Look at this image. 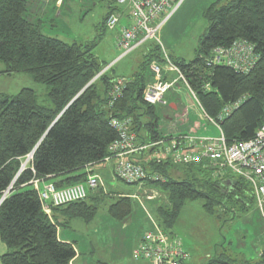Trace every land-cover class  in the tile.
<instances>
[{
  "label": "trees",
  "instance_id": "obj_1",
  "mask_svg": "<svg viewBox=\"0 0 264 264\" xmlns=\"http://www.w3.org/2000/svg\"><path fill=\"white\" fill-rule=\"evenodd\" d=\"M34 1L37 2L0 1V62L5 66L0 74L29 75L35 83L48 87L49 100V105L40 104L38 93L32 88H24L15 96L0 94V200L9 191L0 204V237L9 250L2 255L1 263L73 264L80 255L78 247L75 241L61 239L60 227H66L73 219L91 223L105 201L104 185L90 190L84 201L52 208L49 216L31 182L45 180L58 189L86 184L89 175H97L92 168L110 155L109 147L118 138L111 127L112 118L131 119L140 145L171 136L163 126L175 121L176 112L165 116L161 112L169 108L168 103L152 106L144 101V90L154 82L151 64L164 66L167 57L183 79L179 73L171 72L164 80L175 82L174 87L181 82L187 91L188 84L203 119L207 115L215 120L228 144L252 139L264 124V0L217 1L210 5L204 12L207 32L190 61L175 59L159 44L147 42L136 71L122 77L128 82L116 100L111 97L113 85L120 78L116 66L90 84L108 66L94 53L101 35L91 42L67 43L45 34L50 20L45 22L40 12H33ZM125 9L111 6L102 30H109L106 24L112 14L118 13L122 18ZM236 41H247L255 48L259 58L251 72L243 74L226 66L207 65L216 48H229ZM236 105L222 117L227 106ZM206 121L219 135L217 128ZM34 150L32 162L22 170L24 159ZM154 151L133 158L150 175L159 174L166 179L164 183L148 179L144 184L164 198H159L161 202L152 208L154 218H149V231L157 225L179 237L172 230L190 201H203L209 215L226 203L243 211L257 207L247 183L230 172L217 175L209 160L190 165L163 160L158 164L152 160ZM89 201L94 204L89 205ZM135 204L131 195L118 194L109 206V216L125 223L131 219ZM56 215L62 216L63 221ZM142 262L155 264L151 259ZM208 264H264V249L260 261L220 254Z\"/></svg>",
  "mask_w": 264,
  "mask_h": 264
},
{
  "label": "rangeland",
  "instance_id": "obj_2",
  "mask_svg": "<svg viewBox=\"0 0 264 264\" xmlns=\"http://www.w3.org/2000/svg\"><path fill=\"white\" fill-rule=\"evenodd\" d=\"M217 1L226 2L228 0L186 1L187 3L183 5L171 22L172 30L166 34L167 41L171 46V48L164 46L166 54L187 61L194 59L199 42L208 28L204 12L207 7ZM111 6H116L112 0H74L69 4L70 12L58 19L61 33H58L56 28L49 24L46 25L45 29L47 30L44 33L58 37L67 43L91 42L101 35L94 53L101 63H108V66L102 70V74L116 66L117 74L121 75V71L130 65L134 66V69L136 68L137 64L134 63L139 62L141 53L137 49L130 55L123 56V52L120 50L119 53L114 47L118 29L115 31L102 30V23ZM122 7L126 8L124 13H129L130 4ZM4 69V64L0 62V73ZM19 76L10 78L0 74V94L15 96L25 87L33 88L38 93L39 103L49 105L48 87L30 81L33 79L27 74ZM165 100L169 108L161 113L170 116L173 115L172 111H175L176 118L167 127L163 126L164 131L175 134V132L183 130L184 126L185 128L193 126V121H190L191 124L188 123L185 114L188 110L186 106L192 105V100L194 102L195 100L192 93L187 91L181 82L165 96ZM196 102H198L197 98ZM171 104L174 106L171 107ZM193 113L199 116L197 111ZM206 116L204 115V119L199 117L196 121L203 127L207 126L209 129H213L214 127L206 121ZM216 136L218 134H208V137ZM32 153L24 159L22 170L32 162L27 160L29 157L33 159ZM111 164L113 163H101L92 168L94 173H101L105 167L107 168L105 179L102 177L105 201L100 204L96 218L89 224L82 219H73L66 227H60V233L68 235L72 241L76 242L81 255L77 264H148L135 261L133 247L138 237L151 228L149 218H154L152 208L164 198L159 193L152 201L148 200L147 194L139 186L127 185L117 179L111 171ZM143 188L146 191L151 190L149 187L143 186ZM118 194L131 195L136 202L131 219L125 223L112 219L108 213L109 206L115 201ZM159 196L161 200H159ZM6 197H2L0 204ZM88 203L93 205L94 201ZM172 231L182 239L185 250L191 256V260L187 264H208L210 259L220 254L232 255L239 260L260 261V255L264 249V222L255 206L243 211L238 207L232 208L226 203L224 206L216 208L214 215H209L203 207V201H190L185 204Z\"/></svg>",
  "mask_w": 264,
  "mask_h": 264
},
{
  "label": "built area",
  "instance_id": "obj_3",
  "mask_svg": "<svg viewBox=\"0 0 264 264\" xmlns=\"http://www.w3.org/2000/svg\"><path fill=\"white\" fill-rule=\"evenodd\" d=\"M112 1L118 7L126 4L131 6L129 8L131 23L121 28L116 43L117 48L123 52L122 55L128 56L147 42H155L164 50L160 31L184 0ZM120 22L121 15L114 13L108 18L106 25L110 31H115ZM258 58L251 43L236 41L229 48H216L207 60V65L209 67L228 66L237 72L247 74L256 66ZM150 69L154 74V82L144 90V101L152 106H165L167 105L165 96L173 89L175 82L165 81L164 77L171 72L179 73V70L168 57L166 65L161 66L154 62ZM180 78L183 79L182 75ZM127 82L125 78H118L115 81L111 91V97L114 100L122 95ZM186 86L196 100L188 84ZM235 107L237 105L227 106L222 117L229 115ZM209 121L219 131L217 137H201L177 132L153 144L140 145L132 129L131 119L112 118L111 127L118 133V138L110 145V155L102 163L112 162L114 164L113 175L117 179L127 185L139 186L147 194L148 200H153L159 192L152 188L146 191L143 188L145 182L150 179L164 183L166 179L159 174L150 175L144 166L136 163L133 158L156 149L152 160H156L158 164L163 160H171L176 165H190L207 159L209 164L216 169L217 175L223 176L224 173L230 172L250 186L257 209L264 222V124L252 139L230 145L219 124L212 119ZM27 160L32 161V158L29 157ZM31 184L39 193L43 210L49 216H51L52 208L84 201L88 198L90 190L94 191L103 187L102 179L98 175H89L86 184L63 189H58L53 183L45 180H34ZM8 194L9 191L4 196ZM133 256L136 261L151 259L155 264H185L191 259L190 254L184 250L181 239L165 232L157 225L153 230L145 233L141 244L135 248Z\"/></svg>",
  "mask_w": 264,
  "mask_h": 264
},
{
  "label": "crops",
  "instance_id": "obj_4",
  "mask_svg": "<svg viewBox=\"0 0 264 264\" xmlns=\"http://www.w3.org/2000/svg\"><path fill=\"white\" fill-rule=\"evenodd\" d=\"M74 1V0H37L34 1L33 3V12H37L39 13L40 12V18L44 19V21H48L50 20L48 23L50 26L52 27H55L56 28V31L58 33H61V30L59 29V23H58V19L59 18H62L65 14L69 13L70 12V8H69V4ZM188 1V0H186ZM184 2L182 4V6L176 10V12L172 15V17L170 18V20L165 24V26L161 29L160 31V39H161V42H162V45L163 47L166 46L167 48H171V46L169 45L168 41H167V38H166V34L167 33H170V30H172L171 28H173V25H171V22L173 20V18L179 13V11L182 9L183 5H185V3L187 2ZM69 3V4H68ZM212 5V4H211ZM208 9V7L206 8V10ZM110 12V8L108 9V13L106 15V17L108 16ZM105 17V18H106ZM104 18V20H105ZM104 22V21H103ZM131 23V19H130V15L129 13L127 14H124L121 18V22H120V25L118 26V30L116 31L117 32V36H116V39L114 41V47L117 49V51L120 53V50L117 48V39L120 35V30L121 28H125L127 26H129ZM47 24V25H48ZM46 25V24H45ZM102 26H103V23H102ZM44 30H47V29H44ZM106 31V29H105ZM53 37V36H52ZM58 38V37H56ZM64 41V40H63ZM146 44V43H145ZM142 45V47H140L138 50L140 51V53L142 54L144 51L143 47L144 45ZM143 51V52H142ZM175 59H180L178 57H175ZM141 60V58H140ZM134 64H137L136 68L134 69V66L132 67V65L128 66V68L124 69L123 71H121V75H119L120 78L122 77H127V76H130L132 73H134L138 67V62L134 63ZM20 74H17V75H12L10 76V78H13V77H20L19 76ZM9 77V76H8ZM27 79H30V78H27ZM26 81H29V80H26ZM30 81H34V80H30ZM25 88H28V87H25ZM24 89V88H23ZM33 89V88H32ZM35 90V89H34ZM172 105L174 106V104H171V107ZM188 107V110H187V113L185 114V118L187 117V121L188 123L191 124L190 121H193V126L190 127V128H185V126L182 128L183 130L179 131V132H185V133H190V132H197V136H201V137H207L206 135L208 134H216V132L214 133L215 130L213 129H209V128H203L202 125H200L199 122H197V118H203L200 110L198 109V105L196 103V101L194 102L192 100V105L190 106H186ZM194 111H197L199 113V116H197L196 114H194L193 112ZM187 115V116H186ZM184 116V115H183ZM168 117V116H167ZM168 120V119H167ZM187 124V123H186ZM185 124V125H186ZM200 125V128H198L197 126ZM111 168H112V172H113V168H114V164H111ZM106 167L103 169V171L101 173H95L97 174L98 176H100V178L102 179V177H104L105 179V173H106ZM103 180V179H102ZM56 217L59 218L60 221H63V217L60 216V215H56ZM149 231V229H147ZM146 230V231H147ZM141 237H138L136 243H135V246L133 247V251L135 250V248L138 246V244L140 243L141 241ZM61 239L63 241H67V242H70L71 239L68 235H65L62 233V236H61ZM183 243V241H182ZM184 245V244H183ZM185 249V247H184ZM9 250H8V247L7 245L2 241L1 237H0V264L1 263V257L2 255H4L5 253H7ZM81 259V255H78L76 257V259L74 260L73 264H77V262ZM140 262V261H139ZM148 264H152V263H149V262H146Z\"/></svg>",
  "mask_w": 264,
  "mask_h": 264
},
{
  "label": "water",
  "instance_id": "obj_5",
  "mask_svg": "<svg viewBox=\"0 0 264 264\" xmlns=\"http://www.w3.org/2000/svg\"><path fill=\"white\" fill-rule=\"evenodd\" d=\"M102 73H103V71L101 72V74H102ZM101 74H100V75H101ZM100 75H99V76H100ZM99 76H97V77H96V78H95L90 84H92V83H93V82H94ZM90 84H89V85H88L83 91H85V90L90 86ZM82 93H83V92H82ZM78 97H79V96H77V97L73 100V102H74ZM73 102H72V103H73ZM72 103H71V104H72ZM71 104H70V105H71ZM70 105H69V106H70ZM69 106H68V107H69ZM68 107H67V108H66V109H65V110H64V111L58 116V118H57V120L54 122V124H55V123L58 121V119L64 114V112L68 109ZM35 150H36V149H35ZM35 150L33 151L32 155H34Z\"/></svg>",
  "mask_w": 264,
  "mask_h": 264
},
{
  "label": "bare ground",
  "instance_id": "obj_6",
  "mask_svg": "<svg viewBox=\"0 0 264 264\" xmlns=\"http://www.w3.org/2000/svg\"><path fill=\"white\" fill-rule=\"evenodd\" d=\"M226 67H228V66H226ZM229 68H230V67H229ZM208 118H209V117H208V116H206V119L209 121V119H211V118H209V119H208Z\"/></svg>",
  "mask_w": 264,
  "mask_h": 264
}]
</instances>
